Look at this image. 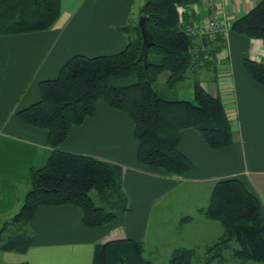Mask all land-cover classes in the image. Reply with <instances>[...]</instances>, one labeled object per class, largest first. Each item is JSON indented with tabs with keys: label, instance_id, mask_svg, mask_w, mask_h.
Masks as SVG:
<instances>
[{
	"label": "trees",
	"instance_id": "trees-1",
	"mask_svg": "<svg viewBox=\"0 0 264 264\" xmlns=\"http://www.w3.org/2000/svg\"><path fill=\"white\" fill-rule=\"evenodd\" d=\"M197 1L144 2L138 16L145 17L152 39L145 64L138 58L141 32L138 23L131 20L119 27L127 38L124 49L71 56L56 77L39 83V99L16 112L24 123L47 131L51 153L42 167L31 169L22 204L10 221L21 230L7 237L0 234L1 251L24 253L31 247L34 235L29 223L40 206H76L88 228L111 223L129 210L121 165L61 148L73 127L95 115L100 101L129 117L137 141V162L150 170L182 176L192 169L179 147L184 129L195 130L210 149L233 142L222 100L201 85L202 72L212 76L216 65L208 63L198 73L190 63V48L197 40L183 31L191 16L183 14L180 19L178 7ZM61 9V0H0V36L47 30L59 19ZM230 31L264 42V0L232 20ZM223 46V39L217 37L211 44L212 53ZM243 62L251 78L264 87V63L247 58ZM163 70L168 71L169 85L190 78L192 99L162 97L155 87ZM261 207L260 199L239 179L214 183L207 206L199 211L219 221L223 233L207 246L206 263L216 257L223 260L222 251L231 247V242L236 243L234 257L264 262ZM195 257L193 248H174L169 264H195ZM92 264L152 263L142 256L139 240L120 238L95 243Z\"/></svg>",
	"mask_w": 264,
	"mask_h": 264
},
{
	"label": "crops",
	"instance_id": "crops-1",
	"mask_svg": "<svg viewBox=\"0 0 264 264\" xmlns=\"http://www.w3.org/2000/svg\"><path fill=\"white\" fill-rule=\"evenodd\" d=\"M135 1L61 0V15L51 28L0 36L1 218L19 210L22 203L17 194L25 195L31 169L42 167L51 153L47 131L24 123L16 112L39 99V83L56 77L71 56L124 49L127 38L119 27L132 18ZM204 1L196 2L191 20L215 15L231 22L258 0H217L213 7H206ZM217 54L220 61L214 74L203 71L201 85L222 100L233 142L210 149L195 130L184 129L179 147L192 169L182 176L150 170L137 162V141L129 117L98 102L95 115L73 127L61 148L121 165L129 210L111 223L88 228L76 206H40L29 223L33 244L24 253L9 252L15 254H9L7 264H92L97 242L143 241L151 207L179 183L197 185L194 195L205 196L199 211L208 204L216 181L237 178L260 199L264 220V87L251 78L243 62L247 58L264 63V42L230 31ZM180 92L191 98V83Z\"/></svg>",
	"mask_w": 264,
	"mask_h": 264
},
{
	"label": "rangeland",
	"instance_id": "rangeland-1",
	"mask_svg": "<svg viewBox=\"0 0 264 264\" xmlns=\"http://www.w3.org/2000/svg\"><path fill=\"white\" fill-rule=\"evenodd\" d=\"M134 4L131 12L132 18L129 21L134 20L138 23V12L144 0H136ZM167 77L168 71L163 70L157 78L155 88L159 94L166 99H186L182 96L180 89L184 84L189 86L190 78H184L169 85ZM236 133L239 135L238 130ZM196 186L188 182L179 183L151 207L143 241L139 240L142 246V256L152 264H169L173 249L186 247L196 250V257L193 259L195 264H264V262L251 260L242 261L234 257L232 251V247L236 246L234 242H231V247L222 251L223 260L216 257L206 263V248L223 233V227L219 221L208 219L197 210L205 196L200 195L197 198L194 195ZM17 199L22 203L23 194L20 196L17 194ZM13 215L0 217V234L3 237L21 230L19 224L10 222ZM9 254L15 253L0 250V264H7L11 256Z\"/></svg>",
	"mask_w": 264,
	"mask_h": 264
},
{
	"label": "built area",
	"instance_id": "built-area-1",
	"mask_svg": "<svg viewBox=\"0 0 264 264\" xmlns=\"http://www.w3.org/2000/svg\"><path fill=\"white\" fill-rule=\"evenodd\" d=\"M217 0H205L206 7H213ZM195 3L188 4L185 7H178L180 19L183 14L192 16ZM231 22L225 17L218 19L215 15H208L204 19H193L189 23L183 25V31L187 36L197 40L190 48V63L198 73L207 66L208 63L219 64V55L212 53L211 44L217 37L227 43V38L230 32Z\"/></svg>",
	"mask_w": 264,
	"mask_h": 264
},
{
	"label": "water",
	"instance_id": "water-1",
	"mask_svg": "<svg viewBox=\"0 0 264 264\" xmlns=\"http://www.w3.org/2000/svg\"><path fill=\"white\" fill-rule=\"evenodd\" d=\"M147 1H149V0H144V2H147ZM138 26H139L141 36H142V43L140 46L138 58L142 59L144 64H145L146 59H147L148 48L152 44V39H151V35H150L149 31L146 28L144 16L138 17Z\"/></svg>",
	"mask_w": 264,
	"mask_h": 264
}]
</instances>
